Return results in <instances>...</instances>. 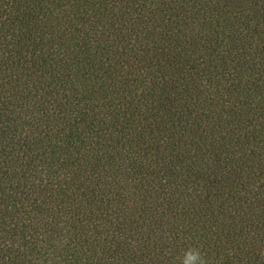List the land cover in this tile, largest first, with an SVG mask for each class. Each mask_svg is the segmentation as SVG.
<instances>
[{
	"label": "trees",
	"instance_id": "16d2710c",
	"mask_svg": "<svg viewBox=\"0 0 264 264\" xmlns=\"http://www.w3.org/2000/svg\"><path fill=\"white\" fill-rule=\"evenodd\" d=\"M264 264V0H0V264Z\"/></svg>",
	"mask_w": 264,
	"mask_h": 264
},
{
	"label": "clouds",
	"instance_id": "9594fccd",
	"mask_svg": "<svg viewBox=\"0 0 264 264\" xmlns=\"http://www.w3.org/2000/svg\"><path fill=\"white\" fill-rule=\"evenodd\" d=\"M179 264H208V260L199 247L189 246L179 257Z\"/></svg>",
	"mask_w": 264,
	"mask_h": 264
}]
</instances>
